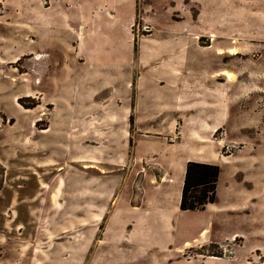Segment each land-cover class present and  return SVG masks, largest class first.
Segmentation results:
<instances>
[{
  "label": "rangeland",
  "instance_id": "1",
  "mask_svg": "<svg viewBox=\"0 0 264 264\" xmlns=\"http://www.w3.org/2000/svg\"><path fill=\"white\" fill-rule=\"evenodd\" d=\"M262 178L264 0H0V264H264Z\"/></svg>",
  "mask_w": 264,
  "mask_h": 264
},
{
  "label": "trees",
  "instance_id": "2",
  "mask_svg": "<svg viewBox=\"0 0 264 264\" xmlns=\"http://www.w3.org/2000/svg\"><path fill=\"white\" fill-rule=\"evenodd\" d=\"M219 167L212 164L188 161L185 168L179 210L204 211L206 205L216 202Z\"/></svg>",
  "mask_w": 264,
  "mask_h": 264
},
{
  "label": "crops",
  "instance_id": "3",
  "mask_svg": "<svg viewBox=\"0 0 264 264\" xmlns=\"http://www.w3.org/2000/svg\"><path fill=\"white\" fill-rule=\"evenodd\" d=\"M189 161V160H188ZM194 161L196 162H203V161H200L198 159H195ZM185 165L187 163V161L184 162ZM205 163V162H204ZM240 164H242L241 162H239ZM184 165V164H183ZM184 165V166H185ZM228 165V164H227ZM183 166V173L181 175V181H180V189H182V185H183V180H184V172H185V168ZM222 167H227L226 166V163H224V165H221ZM236 167V166H235ZM236 173H238V171H236ZM163 182V180H162ZM245 182L244 179L242 180H235V181H230L228 184L225 185V187H229V190H232L234 191V194L236 195V200H232L233 202H228V204H226L225 202H222V203H219V210H221V212H225L224 214H236V215H239L240 213H243L247 210H250L249 208L252 207V202L255 201V198L254 195H245V193H243L241 190H240V187L242 188V183ZM237 183L240 185L238 186ZM246 184L250 183V184H253L251 181H248V182H245ZM261 187L263 188L264 187V178H262V185ZM180 195H181V191L178 190V193H177V206L179 205V201H180ZM257 196V195H256ZM226 204V205H225ZM212 205H215V204H208L206 205V211L207 209H209L210 206ZM178 210V207L177 209ZM262 216H263V222L261 223L260 226H258V228L256 229L257 230V235L258 236H264V205H262ZM237 234V232H234V233H231L230 235L232 236H235ZM258 250V247L256 245H254V247H250V249L248 250V254L249 255H252L253 253H255L256 251ZM258 252V251H257ZM246 263V260L245 261H241L237 259V261H235L234 264H245Z\"/></svg>",
  "mask_w": 264,
  "mask_h": 264
},
{
  "label": "bare ground",
  "instance_id": "4",
  "mask_svg": "<svg viewBox=\"0 0 264 264\" xmlns=\"http://www.w3.org/2000/svg\"><path fill=\"white\" fill-rule=\"evenodd\" d=\"M219 54H221V52H219ZM229 54H230V55H233V54H236V52H235L234 49H230V50H229ZM222 74L225 75L227 78H230V76H231L230 73H228V72H222ZM205 233H206V232H205L204 230L201 231L200 236H203ZM188 245H189V243L186 242V243H185V246H188Z\"/></svg>",
  "mask_w": 264,
  "mask_h": 264
}]
</instances>
